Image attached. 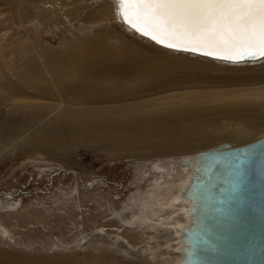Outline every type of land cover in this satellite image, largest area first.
Segmentation results:
<instances>
[{
    "label": "rangeland",
    "instance_id": "rangeland-1",
    "mask_svg": "<svg viewBox=\"0 0 264 264\" xmlns=\"http://www.w3.org/2000/svg\"><path fill=\"white\" fill-rule=\"evenodd\" d=\"M107 3L0 0V230L7 233L0 232V264L181 262L182 240L168 225L183 218L174 212L186 199L164 211L158 204L166 203L180 185L190 188L199 153L259 138L237 141L235 135L219 133L222 127L232 130L226 111L229 94L261 87L242 76L240 65L213 60L214 67H205L197 55L160 48L117 22ZM95 46L114 55L127 54L130 46L145 60L164 59L174 67L148 79L154 90L130 82L135 91L130 97L98 99L96 88L105 94L128 89L114 85L115 79L108 83V74L93 76L98 82H84V90L71 81L61 100L44 71L47 93L54 99L25 88L32 66L43 63L54 76L61 73V64ZM49 49L53 55L37 56ZM175 59H182L179 64L187 69ZM55 79L60 80L57 74ZM87 95L93 100L82 98ZM71 96L73 104L67 103ZM76 99L84 103L74 104L80 102ZM34 110L41 117L49 111L52 115L37 120ZM62 112L60 129L45 122ZM186 119L190 122L183 123ZM16 130L18 138H13L10 132ZM47 130L54 131V138L42 143L46 140L40 142L38 134ZM76 130L86 131L88 138ZM27 140L34 143L27 146ZM148 207L150 212L144 211ZM145 214L155 223L160 216L174 215V220L155 225L143 220Z\"/></svg>",
    "mask_w": 264,
    "mask_h": 264
},
{
    "label": "bare ground",
    "instance_id": "bare-ground-1",
    "mask_svg": "<svg viewBox=\"0 0 264 264\" xmlns=\"http://www.w3.org/2000/svg\"><path fill=\"white\" fill-rule=\"evenodd\" d=\"M97 1L99 2V0H97ZM102 1H105L106 3L107 2L111 3L110 8H112V12H111L112 15L115 17L117 22H119L121 25L124 24L125 28L128 31H132V32L136 33L138 36L151 41V43L153 42L149 38H146V37L140 35L131 26L128 25L129 23L127 24L125 22L124 17L121 15V11H120V8L118 5V0H102ZM101 36H102V34H101ZM155 45H157V44H155ZM157 46L160 48L166 49V50L167 49L172 50V49L165 48V47H162L159 45H157ZM126 50L127 51H125V52H127V54L114 55L105 48L103 50L100 47L95 46L93 52H91V53L87 52V53H84L83 55L77 57L76 59L67 60V62H65V63L62 62L64 64L63 65L61 64V66L59 68L62 70V71H60L61 73H59V72L56 73L58 75V77L60 78V80L58 79L59 82H56V79H55L56 74L54 76H52L50 68L43 65V63L42 64L38 63L39 66L38 65L37 66L39 68L42 67V71H40V69L38 67L32 66L31 71L28 74V78H25V81H26V82H24L25 86H26L25 88L30 90V91L34 90L33 91L34 95L35 94L36 95L41 94V96H44L46 98L49 96L48 98L54 99L53 97H50L52 94L49 95L47 93L49 91L47 88L49 86V84L46 80L47 78L45 79V77L43 76V71H44V74L45 75L47 74L46 77L49 78L48 80H51V85L56 86V87H54L57 90L56 94L57 93L59 94V96L56 95V98L59 97L61 100L62 99L61 95L63 92H65V87H68L67 84L71 83V81H76L77 83H73V84H77V85H79L78 83H81L80 89L84 90V89H87V88H84V85H83L84 82H86L87 84L92 83V82H98L97 80L99 78H94L93 76H104V75L108 74V75H110V77L107 78L108 83L111 84L115 79V81L113 83L114 85H125L126 84L125 87L126 88L128 87V89L127 90L124 89L122 91H117V92L112 93V94H105L104 90L96 88V90H98V92H99L97 94L98 99L100 100V99H104V98L115 99L117 97H128V96L130 97V95L132 93H134L133 95H135V91L131 90V88H130V82H132V81L137 82V83L142 82V84H145V87L148 90H154V88H151V86L148 85V79L150 81L155 79L156 76L160 75L161 69H163V68L174 67L169 61L164 60V59H160L158 61H153L152 59L145 60L142 57V55L137 53L130 46L129 47L126 46ZM172 51L187 53L186 55H188V56H190L189 54L196 56V54H193V53L176 51V50H172ZM53 54H54V49H51V50L49 49V50H44L40 53L38 52L37 56L42 58L43 56H48V55L51 56ZM59 54H62V52ZM197 56L199 57V59L197 61L200 64L205 65V67L206 66H210V67L215 66L213 63L214 61H216L215 59H211V58L199 56V55H197ZM62 60L64 61V59H62ZM174 61L179 66H182V68H184V70L187 69L188 65L183 64V63L179 64V62L182 61V59L179 61H178V59H175ZM218 61L222 62L224 64H233V62H229V61L217 60V62ZM234 64L240 65L238 70L241 71L240 72L241 74L245 73L242 76H247L250 79V81L257 82L259 85H261V87L257 88L254 91H245V92H242V93H239L236 95L234 94V95H231V97L229 94L228 106H227L228 109L226 111H228L227 113L229 116L228 117L229 118L228 128L232 127V130H228V132H227L225 127L224 128L222 127V128H220L221 132H219V133L223 132V133L235 135V136H237V138H236L237 141H245L246 139H249V138L250 139L251 138H258V137H259L258 139L263 138L264 137V58L261 60H258V61H252V62L246 61V62H241V63L239 62V63H234ZM196 65H198V64H196ZM199 67H202V66H199ZM53 69H55V68H53ZM142 71H149L148 76L142 75ZM70 73L73 75H70ZM0 74H1V72H0ZM133 75L136 76L137 78H132ZM88 76L91 77V78L89 77L91 79L90 81L81 80L82 77H88ZM116 78L118 80H116ZM234 79H236V77ZM85 86H87V85H85ZM155 86H157V83L154 85V87ZM81 90L78 89L77 91L81 92ZM250 95L253 96V100H251V101L246 99ZM72 98H73V96H71L69 98V101H67V103L73 104L71 101L74 99H72ZM82 98H87V99L89 98L88 100H91V101L93 100V99H91L92 97L89 95L82 97ZM77 100L80 101L79 99H76V101ZM64 103L62 102V104H64ZM80 103H84V102H81V101L76 102V103L74 102V104H80ZM81 112H83V110H80L78 113H81ZM64 113L65 112H62L56 116H52L49 119H47L45 122H48V124H50V125L52 123V126L56 125L58 128V127H60V122H61L60 119L62 118L61 115ZM229 114H231V115H229ZM41 115L42 114L40 112H36L34 110L33 116L36 117L37 120H39L41 118L44 120L45 118L49 117L52 114L49 111V112H46V114H44L43 117H41ZM68 119H70V118H68ZM71 119L72 120H82V119L77 118L75 116H73ZM187 122H190L189 119H186L183 123H187ZM84 124L86 125V122H84ZM204 124H206V126H207V122ZM211 127L212 126L209 127L210 130L212 132L216 133V130H214V129L212 130ZM50 129H52V128H50ZM58 129H60V128H58ZM52 131L51 132L48 131L45 133L38 134L41 136L40 139L38 138L39 141L42 142V141L46 140V142H42V143H50L51 142L50 138H54ZM54 131H57V130L55 129ZM192 131L194 134L195 130H192ZM79 133H81L84 138H88V136H87L88 134L86 131L85 132H78V130H76L75 134L79 135ZM10 134L13 138H18V130L12 131V132H10ZM95 134L96 133H94V135ZM0 138H4V136H2V134H1ZM217 138H221V137L217 136ZM91 139H93V138H91ZM33 143L34 142H32L30 140H27L24 142V144L27 146H31ZM0 151H1V149H0ZM198 164H199V160H197L195 163V170L196 171H199ZM192 175H193V177H192V180H193L192 184L193 185L191 184L189 189H187L186 185H185L186 187L184 185H180V188L178 190H176V192L171 195V197L168 199V201H165L166 203H159L158 204V206L160 208H162L164 211V209H166V208H176L175 204L180 203L183 196L186 199V201L182 202L183 207H181L180 211L176 210L174 212L176 215H178L180 213V215H183L182 216L183 218L181 220L177 221L176 224L171 225L172 223L171 224L169 223V225H168L169 228L175 232V235L177 236V237L175 236L176 239L182 240V243H183V256H181L182 257L181 262H180V260H178V261L175 260L176 264H192L191 258L193 255H195V252H193V248H192L193 244L190 241V236L194 235L193 233L199 228L200 225H202L203 220H204L203 217L200 216L198 213L197 208L199 206V203L194 200V194H193L194 190H192L193 189L192 187L194 185H196V182H201V180L194 175V172H192ZM149 208L150 207H148V210H144V211H149ZM160 217H161V219H160L161 221L159 223L152 222L151 219H149L146 216V214H145V219H143V220H145L147 223H151V224L153 223L155 225H162V226H163L164 222H170V221L174 220V218H173L174 215L172 217H169L170 219L166 218L167 220L162 216H160ZM0 232L3 233L4 235L5 234L7 235L6 231L2 230V228H1ZM188 233H190V234L188 235ZM169 247H171V246L168 245V248ZM181 248L178 251H181ZM190 249H192V250L190 251Z\"/></svg>",
    "mask_w": 264,
    "mask_h": 264
},
{
    "label": "water",
    "instance_id": "water-1",
    "mask_svg": "<svg viewBox=\"0 0 264 264\" xmlns=\"http://www.w3.org/2000/svg\"><path fill=\"white\" fill-rule=\"evenodd\" d=\"M246 61L253 60L239 62ZM197 160L199 171L194 175L201 182L192 190L204 220L190 236L195 252L191 263L264 264V137L235 148L222 144L199 153Z\"/></svg>",
    "mask_w": 264,
    "mask_h": 264
},
{
    "label": "snow or ice",
    "instance_id": "snow-or-ice-1",
    "mask_svg": "<svg viewBox=\"0 0 264 264\" xmlns=\"http://www.w3.org/2000/svg\"><path fill=\"white\" fill-rule=\"evenodd\" d=\"M118 5L136 32L168 48L232 62L264 57V0H118Z\"/></svg>",
    "mask_w": 264,
    "mask_h": 264
}]
</instances>
